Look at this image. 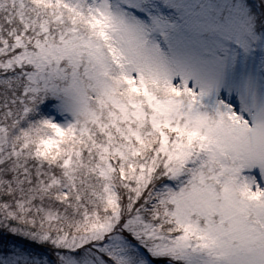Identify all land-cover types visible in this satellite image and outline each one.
<instances>
[{"label":"snow or ice","instance_id":"snow-or-ice-1","mask_svg":"<svg viewBox=\"0 0 264 264\" xmlns=\"http://www.w3.org/2000/svg\"><path fill=\"white\" fill-rule=\"evenodd\" d=\"M0 264H264V0H0Z\"/></svg>","mask_w":264,"mask_h":264}]
</instances>
